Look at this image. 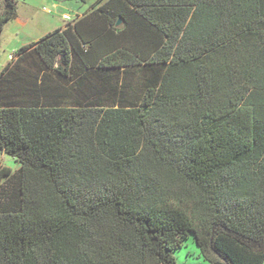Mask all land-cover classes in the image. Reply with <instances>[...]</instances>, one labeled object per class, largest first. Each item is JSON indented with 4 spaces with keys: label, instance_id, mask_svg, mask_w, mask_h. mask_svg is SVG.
<instances>
[{
    "label": "trees",
    "instance_id": "trees-1",
    "mask_svg": "<svg viewBox=\"0 0 264 264\" xmlns=\"http://www.w3.org/2000/svg\"><path fill=\"white\" fill-rule=\"evenodd\" d=\"M103 1L18 51L93 99L0 74V264H264V0Z\"/></svg>",
    "mask_w": 264,
    "mask_h": 264
},
{
    "label": "rangeland",
    "instance_id": "rangeland-1",
    "mask_svg": "<svg viewBox=\"0 0 264 264\" xmlns=\"http://www.w3.org/2000/svg\"><path fill=\"white\" fill-rule=\"evenodd\" d=\"M101 0H17L19 3V18L25 26L16 22L6 26L0 37V69L7 66L10 57L22 48L29 40L37 38V33H49L66 25L64 15L76 19L92 10V7ZM5 0H0V14ZM2 156L0 152V157ZM6 166L17 171L19 165L15 159L3 155ZM178 264H211L206 261L198 248L195 239L191 236L185 241L184 247L175 253Z\"/></svg>",
    "mask_w": 264,
    "mask_h": 264
},
{
    "label": "crops",
    "instance_id": "crops-1",
    "mask_svg": "<svg viewBox=\"0 0 264 264\" xmlns=\"http://www.w3.org/2000/svg\"><path fill=\"white\" fill-rule=\"evenodd\" d=\"M104 3H97L92 7V10L89 11L86 14L79 15L76 19H71L70 16L64 15V20L66 21V25L62 28H59L55 31L49 32V33H37L38 36L37 38L33 40H29L27 44H25L23 47L28 46L32 43H36L41 41L43 38L48 36L49 34H53L56 31H66L69 28L75 27L80 23V31L84 33V36L86 38L89 37L87 28L89 26H94L89 19H85L87 16H89L93 11L95 6H100ZM19 3H17V17L12 20V22H16L18 25L25 26L26 24L23 23L20 18H19V8H18ZM5 9V4H3V8L1 10V14L3 13ZM81 22L83 23L81 25ZM91 22V24H90ZM9 23V24H10ZM8 24V25H9ZM7 25V26H8ZM1 37V36H0ZM89 39V38H88ZM22 47V48H23ZM21 49V48H20ZM19 49V50H20ZM18 50V51H19ZM18 51L15 53L13 56V60H10V63H12V66L10 69L13 71V73H16V76L19 78L21 77L25 83L29 84H34L36 85V88L38 90H42L41 93V99H49V100H61L63 103L72 102V103H86L87 98L89 96V99H93V84H98L101 83L98 79H94L93 77H90L89 75L91 74L90 71L85 70L84 68H80L78 70V76L73 79V80H62V78L58 77L55 73L53 72H47L43 66H41L39 59L36 57V55L32 52V50L26 52L25 54H18ZM19 62L17 67H14V64L16 62ZM6 67V66H5ZM3 67L0 69V74L3 72L5 69ZM89 74V75H88ZM3 84L2 87H0V90L2 91V94H6L8 91V87L6 83H1ZM43 91L45 93H43ZM40 98V97H39ZM1 152V151H0ZM2 156L6 155L3 152H1ZM0 157V165L1 163L4 162V158ZM4 166V165H3ZM19 169V167H18ZM17 169V170H18Z\"/></svg>",
    "mask_w": 264,
    "mask_h": 264
},
{
    "label": "built area",
    "instance_id": "built-area-1",
    "mask_svg": "<svg viewBox=\"0 0 264 264\" xmlns=\"http://www.w3.org/2000/svg\"><path fill=\"white\" fill-rule=\"evenodd\" d=\"M10 59L13 60V56H11Z\"/></svg>",
    "mask_w": 264,
    "mask_h": 264
},
{
    "label": "water",
    "instance_id": "water-1",
    "mask_svg": "<svg viewBox=\"0 0 264 264\" xmlns=\"http://www.w3.org/2000/svg\"><path fill=\"white\" fill-rule=\"evenodd\" d=\"M119 24H120V22H119Z\"/></svg>",
    "mask_w": 264,
    "mask_h": 264
}]
</instances>
